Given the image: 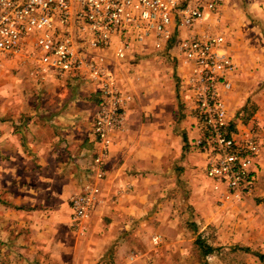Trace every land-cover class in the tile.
Masks as SVG:
<instances>
[{
    "label": "crops",
    "instance_id": "0c3cea01",
    "mask_svg": "<svg viewBox=\"0 0 264 264\" xmlns=\"http://www.w3.org/2000/svg\"><path fill=\"white\" fill-rule=\"evenodd\" d=\"M210 15L207 14L208 17ZM257 27L264 36V22L261 27ZM225 35L227 38V33ZM241 43L238 41L229 46L227 41L228 49L237 63V70L232 75L233 88L237 80L240 86L246 87L245 90L241 89L236 102L240 105H256L257 113L252 118V126L254 130H260L258 123L261 127L263 123L259 120L257 126L255 121L264 119V43L257 47L254 57L249 52L253 48H248V38L242 43L244 46ZM157 51L148 42L147 45L134 46L123 61H115L111 54H104L110 60L106 64L115 72L117 83L126 97L127 120L124 129L113 134L108 174L99 182L101 194L83 235L72 228L70 200L82 190L84 184L94 181L89 171L97 149L92 128L100 86L88 79L81 80L73 76L68 77L70 80L58 77H49L50 81L46 82L38 80L39 89L62 86L64 93L49 96L44 101L38 91L28 128H20L14 134L17 154L22 155L21 159H17L23 161L22 168H25V171L22 169L25 175L21 174L22 180L17 183L21 193L17 194L15 201L18 208L25 203L41 207V198L55 200L49 209L54 220H51L47 231L52 237H49L51 242L48 244L53 247L57 263L120 264V252L115 239L122 233V237H129V232L134 229V220L130 217L137 210L132 204L137 201L144 209L142 213L150 214L151 207H147L144 200L151 197L154 179L160 178L161 181L158 176H163L167 168L166 158L174 155L179 157L188 136L197 138L202 134L192 110L194 98L188 83V61L178 49L172 50L177 60V76L173 78L165 66L157 65L153 59L145 57ZM142 57H145L143 60L146 62L128 65L123 73L119 71V65L126 62L130 64ZM253 67L255 82L250 80ZM232 93L227 98L231 117ZM183 107L186 108L185 112H189L186 117L181 112ZM238 127L239 136L244 139L248 129L242 124H238ZM0 129L2 150H8L13 147L9 141V138L13 140V136L8 127ZM200 155L205 175L204 156ZM263 158L261 149L258 158L260 166ZM125 215L129 218H125ZM138 228L146 230L144 223L141 226L139 224ZM135 260V257L130 258L128 264H133Z\"/></svg>",
    "mask_w": 264,
    "mask_h": 264
},
{
    "label": "built area",
    "instance_id": "2783aa9c",
    "mask_svg": "<svg viewBox=\"0 0 264 264\" xmlns=\"http://www.w3.org/2000/svg\"><path fill=\"white\" fill-rule=\"evenodd\" d=\"M220 0H0V66L23 57L34 40L41 70L72 74L100 86L92 133L96 151L84 184L71 197L72 227L85 234L107 177L113 134L126 125V97L105 53L123 61L136 45L178 49L189 63L194 117L201 136L193 145L204 156V171L226 201L252 195L258 183L261 144L255 131L240 138L227 102L237 63L226 35L199 27ZM102 52V53H101ZM249 133V132H248ZM155 243L159 237L153 238Z\"/></svg>",
    "mask_w": 264,
    "mask_h": 264
},
{
    "label": "rangeland",
    "instance_id": "374dc122",
    "mask_svg": "<svg viewBox=\"0 0 264 264\" xmlns=\"http://www.w3.org/2000/svg\"><path fill=\"white\" fill-rule=\"evenodd\" d=\"M211 15L199 27L201 32H225L229 46L238 41L244 43L247 37L248 48H253L249 52L255 56L257 47L264 43V36L257 27L264 22V0H220ZM33 47L34 40H31L23 57L0 66V128L8 127L13 136V140L9 138L13 147L8 150H2L0 140V264H62L57 263L53 247L48 244L52 237L47 230L54 220L49 209L55 200L41 198V207L25 203L18 208L15 201L21 193L17 183L25 175L22 171L25 168H22L23 161L17 159L22 155L17 154L14 134L20 128H28L38 91L44 101L64 93L62 86L37 87L39 79L46 82L50 81L49 77L58 76L41 70L40 56ZM172 50L157 51L145 57L165 66L175 78L177 60ZM145 57L119 65V71L123 73L128 65L146 62ZM250 71L253 73L250 80L255 82V68ZM72 76L79 79L72 74L57 79L70 80L68 77ZM241 89L246 87L240 86L237 80L231 91L232 116L237 124L248 129V135H252V118L257 108L252 103L237 104ZM185 110L181 108L186 117L189 112ZM255 123L260 126V130L254 131L264 152V119ZM194 137L188 136L179 157L166 158L167 168L163 176H158L161 181L157 178L151 183V197L144 200L147 207L150 205L151 213H142L144 209L137 201L132 204L137 210L130 217L134 220V229L129 237H122V233L115 239L120 264H128L133 257L136 258L133 264H264L258 256L264 254V158L255 192L241 201H226L214 191L212 181L206 179L200 162L202 156L193 145ZM142 223L146 230L138 228ZM155 236L159 237L158 243L153 240ZM209 248H213L212 251L209 252Z\"/></svg>",
    "mask_w": 264,
    "mask_h": 264
},
{
    "label": "trees",
    "instance_id": "16d2710c",
    "mask_svg": "<svg viewBox=\"0 0 264 264\" xmlns=\"http://www.w3.org/2000/svg\"><path fill=\"white\" fill-rule=\"evenodd\" d=\"M212 249H213V248H209L208 251L210 252V251H212ZM208 251H207V253H208ZM258 256H259L262 260H264V254H259Z\"/></svg>",
    "mask_w": 264,
    "mask_h": 264
}]
</instances>
